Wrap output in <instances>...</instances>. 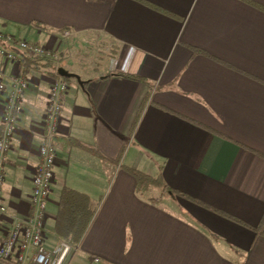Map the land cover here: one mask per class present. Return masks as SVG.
I'll use <instances>...</instances> for the list:
<instances>
[{
	"label": "crops",
	"instance_id": "obj_1",
	"mask_svg": "<svg viewBox=\"0 0 264 264\" xmlns=\"http://www.w3.org/2000/svg\"><path fill=\"white\" fill-rule=\"evenodd\" d=\"M0 32L58 55L36 68L0 57L8 83L18 73L29 81L0 239L33 214L47 97L64 67L87 82L65 79L49 250L68 187L97 206L72 264H264V0H0ZM100 54L114 62L97 71ZM133 169L161 173L191 199L150 201Z\"/></svg>",
	"mask_w": 264,
	"mask_h": 264
},
{
	"label": "built area",
	"instance_id": "obj_2",
	"mask_svg": "<svg viewBox=\"0 0 264 264\" xmlns=\"http://www.w3.org/2000/svg\"><path fill=\"white\" fill-rule=\"evenodd\" d=\"M66 33L65 35H68ZM42 57L45 60H58L53 49L45 45L18 39L11 34L0 32V57L7 61L21 62V54ZM126 71L124 62L120 68ZM6 73L0 68V232L3 230L4 218L8 214V206L3 198L2 185L6 181L7 153L13 147L19 117L23 112V99L29 81L21 74L11 77L7 82ZM69 90L68 82L59 77L51 85L47 97L45 123L49 128L48 140L39 146L40 163L32 179L31 203L33 214L26 218H18L10 227L7 237L0 239V264H72V256L78 248L61 240L49 250L45 244V228L48 205L55 179V165L58 148L53 136L58 134L63 109V97ZM1 109V108H0ZM32 248V252H31ZM93 264H104L99 257Z\"/></svg>",
	"mask_w": 264,
	"mask_h": 264
},
{
	"label": "trees",
	"instance_id": "obj_3",
	"mask_svg": "<svg viewBox=\"0 0 264 264\" xmlns=\"http://www.w3.org/2000/svg\"><path fill=\"white\" fill-rule=\"evenodd\" d=\"M52 62V60H45L42 57L30 56L25 53L21 54V63H24V66L22 65L23 67H27L28 63H31V67L35 68L39 66H51ZM55 74L59 76L58 71H56ZM127 77L135 80H143L137 75H127ZM64 79L69 80V78L65 77ZM74 143L76 144L75 141L73 144ZM132 172L137 180L138 192L141 195L146 196L152 202L158 203L168 194H178L191 199L190 196L168 186V184L164 182L161 173L152 176L135 169H133ZM154 189L161 190V194L158 196L153 195L151 191ZM96 210L97 206L95 205V202H93L86 194L64 187L61 191L59 209L55 223L56 234L61 240L78 248L96 214ZM5 263L7 262H4V264Z\"/></svg>",
	"mask_w": 264,
	"mask_h": 264
},
{
	"label": "rangeland",
	"instance_id": "obj_4",
	"mask_svg": "<svg viewBox=\"0 0 264 264\" xmlns=\"http://www.w3.org/2000/svg\"><path fill=\"white\" fill-rule=\"evenodd\" d=\"M95 58V67L97 68V71H100V70H104L103 68L107 67L111 62L113 63L114 60L113 59H110V57H108L107 55H103V54H100ZM87 65H89L90 67L93 65V62H89Z\"/></svg>",
	"mask_w": 264,
	"mask_h": 264
},
{
	"label": "water",
	"instance_id": "obj_5",
	"mask_svg": "<svg viewBox=\"0 0 264 264\" xmlns=\"http://www.w3.org/2000/svg\"><path fill=\"white\" fill-rule=\"evenodd\" d=\"M58 73L60 76L65 77V78H75L82 87H84V85L87 82V81L83 80L79 74H77L75 72H71L64 67H60L58 69Z\"/></svg>",
	"mask_w": 264,
	"mask_h": 264
}]
</instances>
